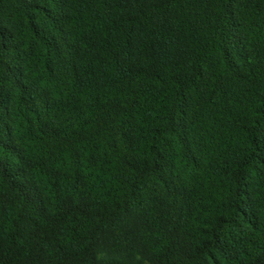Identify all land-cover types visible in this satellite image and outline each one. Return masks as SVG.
<instances>
[{
	"label": "trees",
	"instance_id": "obj_1",
	"mask_svg": "<svg viewBox=\"0 0 264 264\" xmlns=\"http://www.w3.org/2000/svg\"><path fill=\"white\" fill-rule=\"evenodd\" d=\"M0 264H264V0H0Z\"/></svg>",
	"mask_w": 264,
	"mask_h": 264
}]
</instances>
